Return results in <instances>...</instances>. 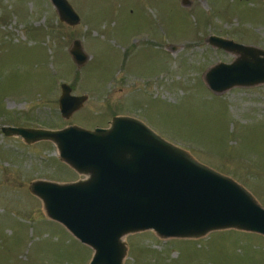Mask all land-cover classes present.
I'll return each instance as SVG.
<instances>
[{"label":"rangeland","instance_id":"1","mask_svg":"<svg viewBox=\"0 0 264 264\" xmlns=\"http://www.w3.org/2000/svg\"><path fill=\"white\" fill-rule=\"evenodd\" d=\"M80 22H60L49 0H0V264H89L93 251L46 217L30 182L84 178L50 141L2 128H107L128 116L249 191L264 208V84L212 93L203 76L238 55L210 36L264 50V0H67ZM87 56L76 67L69 48ZM66 83L82 107L61 117ZM123 264H264V236L235 229L201 238H122Z\"/></svg>","mask_w":264,"mask_h":264},{"label":"water","instance_id":"2","mask_svg":"<svg viewBox=\"0 0 264 264\" xmlns=\"http://www.w3.org/2000/svg\"><path fill=\"white\" fill-rule=\"evenodd\" d=\"M49 1L60 22L79 24L67 0ZM207 41L238 55L230 64L217 63L205 72L212 93L264 84V50L217 36ZM69 54L76 67L86 63L79 40ZM60 88L58 109L68 119L87 97L72 95L65 83ZM2 132L26 143L52 142L59 160L84 177L65 184L30 182L29 191L42 202L47 218L91 248L89 264H123L122 238L149 230L162 239L201 238L226 229L264 236V208L249 191L136 118L116 116L107 128L93 130L71 125L56 131L3 127Z\"/></svg>","mask_w":264,"mask_h":264}]
</instances>
